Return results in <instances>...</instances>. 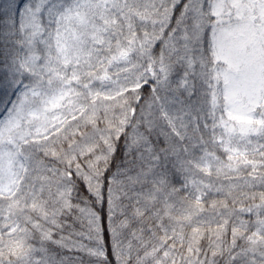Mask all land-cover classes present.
I'll list each match as a JSON object with an SVG mask.
<instances>
[{
    "label": "snow or ice",
    "instance_id": "obj_1",
    "mask_svg": "<svg viewBox=\"0 0 264 264\" xmlns=\"http://www.w3.org/2000/svg\"><path fill=\"white\" fill-rule=\"evenodd\" d=\"M0 264H264V0H0Z\"/></svg>",
    "mask_w": 264,
    "mask_h": 264
}]
</instances>
